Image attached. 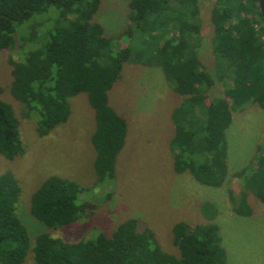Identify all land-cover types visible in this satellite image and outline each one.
I'll return each mask as SVG.
<instances>
[{
  "label": "trees",
  "instance_id": "16d2710c",
  "mask_svg": "<svg viewBox=\"0 0 264 264\" xmlns=\"http://www.w3.org/2000/svg\"><path fill=\"white\" fill-rule=\"evenodd\" d=\"M198 1L128 0L127 27L106 34L93 19L100 0H0V50L17 46L16 27L34 14L52 7L58 12L43 32H30L28 39L37 46L26 50L23 60H10L9 91L24 114L34 115L39 136L66 122L69 99L86 93L94 110L93 169L96 183H101L114 176L127 127L109 104L108 93L124 63L159 66L170 88L183 97L170 115L174 171L188 172L211 187L227 181L233 211L247 216L252 213L249 196L264 202V148L257 146L254 163L228 174L225 131L233 112L250 104L264 109V26L258 0L215 1L210 46L225 90L224 97L207 100L206 91L214 82L197 51ZM118 38L127 39V46L117 48ZM24 151L19 119L0 99V154L11 160ZM86 190L74 179L49 175L30 196V214L54 229L71 224L88 214L79 200ZM20 193L14 174L1 173L0 264H26L28 257L33 264H227L219 226L213 222H175L172 243L178 254L165 251L154 231L140 229L134 217L119 222L110 234L97 231L74 242L39 234L30 244L16 213ZM209 206H200L208 220L215 214H207Z\"/></svg>",
  "mask_w": 264,
  "mask_h": 264
},
{
  "label": "rangeland",
  "instance_id": "374dc122",
  "mask_svg": "<svg viewBox=\"0 0 264 264\" xmlns=\"http://www.w3.org/2000/svg\"><path fill=\"white\" fill-rule=\"evenodd\" d=\"M215 1H198L201 42L197 51L214 82L206 91L207 100L224 97L225 90L215 71L210 46L213 34L210 16ZM127 13L128 0H100L93 19L103 26L106 34H118L128 25ZM57 16L53 7L34 14L16 27L17 46L0 50V99L13 107L25 148L23 154L11 160L0 154V174L11 172L19 182L21 193L16 213L30 244L39 234L69 242L91 238L97 231L110 234L119 222L134 217L139 220L140 229L149 227L154 231L165 251L178 254L172 243L171 229L175 222L191 225L213 222L219 226L227 264H264V202L249 196L252 213L238 215L228 197L227 181L220 187H211L198 183L188 172L174 171L170 150L174 126L170 115L183 97L170 88L159 66L124 63L120 77L108 93L109 104L127 125L125 143L117 155L112 179L96 183L95 150L90 140L95 124L94 110L86 93L69 99L71 110L66 122L45 136L37 134L36 118L24 114L21 103L9 91L10 60H23L25 53L37 46L28 39L30 32H43ZM127 44L125 38L115 42L117 48ZM225 139L228 174L254 163L257 146L264 148V109L250 104L233 112ZM49 175L71 178L86 187L79 200L84 201L88 214L56 229L32 216L30 196ZM203 203L210 205L207 214L215 211L210 220L201 212ZM26 264H33L30 257Z\"/></svg>",
  "mask_w": 264,
  "mask_h": 264
},
{
  "label": "water",
  "instance_id": "95a60500",
  "mask_svg": "<svg viewBox=\"0 0 264 264\" xmlns=\"http://www.w3.org/2000/svg\"><path fill=\"white\" fill-rule=\"evenodd\" d=\"M258 7L261 14L262 24L264 26V0H258Z\"/></svg>",
  "mask_w": 264,
  "mask_h": 264
}]
</instances>
